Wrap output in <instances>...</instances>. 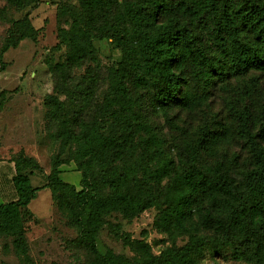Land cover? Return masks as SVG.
I'll use <instances>...</instances> for the list:
<instances>
[{
	"label": "trees",
	"instance_id": "obj_1",
	"mask_svg": "<svg viewBox=\"0 0 264 264\" xmlns=\"http://www.w3.org/2000/svg\"><path fill=\"white\" fill-rule=\"evenodd\" d=\"M9 1L25 7L39 0ZM57 21L60 34L72 42L71 60L94 53L96 38H109L121 49L111 95L106 98L116 129L103 131L97 122L86 120L76 130L67 100L55 92L46 95L47 112L58 120L55 137L60 148L49 172L43 171L36 156L26 155V159L39 168L37 172L27 169L19 158L11 160L15 193L0 204L2 251L16 254L21 264H36L27 231L38 217L30 204L41 187H48L59 209L77 226L80 242L93 254L95 264H201L209 246H227L233 257L264 264V145L259 140L261 129L256 132L252 127V113L245 108L238 123L221 125L216 131L204 126L191 150L198 160L203 148L238 135L248 144L255 163L240 178L222 162L206 167L192 160L175 165L160 137L150 130L144 135L143 158L128 162L137 130L136 103L127 86L133 78L153 92L156 105L190 109L204 103L213 79L264 70V0H80L78 8L71 2L59 5ZM191 24L207 35V43L201 42ZM10 30L3 52L27 37L36 39L39 32L29 14L14 19ZM6 67L0 58V72ZM187 68L193 82L185 73ZM11 92L0 89V110ZM261 112L262 128L264 109ZM72 143L77 145L74 149ZM69 152L81 172V188L61 175ZM34 174L43 176L46 183L34 186ZM166 178L163 187L155 186ZM153 206L159 208L155 227L174 242L159 254L147 237H133L114 225L115 234L135 255L114 253L107 258L84 234L88 221L98 226L114 212L131 221ZM204 228L213 231L208 234ZM184 234L188 240L177 245L176 239Z\"/></svg>",
	"mask_w": 264,
	"mask_h": 264
},
{
	"label": "rangeland",
	"instance_id": "obj_2",
	"mask_svg": "<svg viewBox=\"0 0 264 264\" xmlns=\"http://www.w3.org/2000/svg\"><path fill=\"white\" fill-rule=\"evenodd\" d=\"M244 2L245 0H237ZM73 3L77 8L80 0H39L25 7H17L9 0H0V58L7 62L5 70L0 72V89L12 90L10 99L0 110V185L10 188V168L5 159H21L27 169L37 172L33 162L26 155L36 156L43 171H50L53 156L59 151L60 141L55 137L58 129L57 117L48 114L45 97L56 93L65 99L71 108V121L76 130L82 122L93 120L103 131L116 129L112 109L106 101L111 94V84L122 56L121 49L109 38H96V51L82 59H73V46L69 36H62L57 21L58 7L64 3ZM29 14L31 23L39 29L37 38L27 37L17 47L3 52V45L12 34L10 26L14 19ZM202 43L208 37L191 24ZM193 82L190 68L185 71ZM214 83L206 88L204 103L194 108L170 105L162 108L156 105L153 92L137 85L133 78L127 80V86L136 103V140L135 148L128 154V162L142 159L145 150V138L151 133L160 137L163 147L173 158L175 165H185L198 161V166H212L223 163L227 171L236 178L255 166L252 152L238 135L228 141L203 148L199 159L191 153L197 145L204 126L213 131L219 126L238 123L240 112L252 113L254 131L261 129L259 140L264 145V131L261 120L264 109V70L251 69L245 74L228 75L226 78L213 79ZM14 90V91H13ZM122 126L118 128L120 130ZM76 143H72L73 149ZM69 164L72 153L64 155ZM123 164L124 161L120 160ZM70 164L74 165V161ZM76 166V165H74ZM62 177L72 179L81 177L79 171L69 175L74 168L65 165ZM106 170V168L104 169ZM78 174V175H77ZM168 179L156 187H163ZM80 182V180H79ZM77 183L81 188V184ZM34 186H43L46 179L33 175ZM13 196L15 191H8ZM1 198L0 201L5 199ZM37 215L27 231L31 244V255L36 264H95L93 254L79 239V230L69 215L61 211L48 187H41L36 198L30 204ZM159 208L150 207L133 220L126 219L121 213L114 212L106 216L100 225L90 224L87 213L84 214L87 236L99 252L109 258L114 253L135 255L124 245L121 236L115 234L113 226L127 231L133 237H147L153 251L159 254L165 247L172 245L173 239L167 232L159 231L154 223ZM83 230V232H84ZM213 230L204 228V232ZM189 236L184 234L176 239L182 245ZM2 240H0V244ZM0 264H21L18 256L12 252L4 253L0 248ZM201 264H259L255 261L236 258L227 246L206 247L201 256Z\"/></svg>",
	"mask_w": 264,
	"mask_h": 264
},
{
	"label": "crops",
	"instance_id": "obj_3",
	"mask_svg": "<svg viewBox=\"0 0 264 264\" xmlns=\"http://www.w3.org/2000/svg\"><path fill=\"white\" fill-rule=\"evenodd\" d=\"M4 161V163H7V165H8V167L10 168V172H11V175L10 176H8V177H10V188H7V187H2L1 185H0V199L1 198H4L3 196H5V199L4 200H2V201H0V204L2 203V202H4L5 200H6V197H8V194H9V192L8 191H11V190H14V187H13V183H12V176H13V174H14V162L13 161H11L10 159H5V160H3ZM65 165H67V166H69L70 168H74V170L69 174V175H73V173L75 172V171H79V170H77V168H76V166H74V165H72V164H64V165H62V170H64L63 169V167L65 166ZM46 172H49V171H46ZM80 172V171H79ZM80 174H81V172H80ZM36 175V174H35ZM62 175V174H61ZM78 175V174H77ZM33 176V175H32ZM32 176H31V179H32ZM73 180V182H71V181H69V182H71V183H74L75 185H78L77 183L79 182V180L81 181V177H79V175H78V177H77V179H72ZM67 181V180H66ZM79 184H80V182H79Z\"/></svg>",
	"mask_w": 264,
	"mask_h": 264
}]
</instances>
